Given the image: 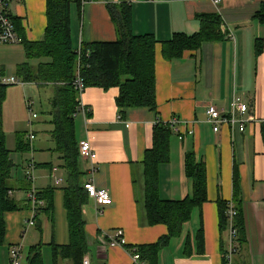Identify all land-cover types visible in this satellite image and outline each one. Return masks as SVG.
Listing matches in <instances>:
<instances>
[{
	"label": "crops",
	"instance_id": "obj_1",
	"mask_svg": "<svg viewBox=\"0 0 264 264\" xmlns=\"http://www.w3.org/2000/svg\"><path fill=\"white\" fill-rule=\"evenodd\" d=\"M112 2L131 5L135 36L152 35L159 42L155 65L157 111L119 109L117 88L107 91L88 88L81 96V103L90 110V115L85 119L77 113L75 117L77 142L79 145L89 134L94 137L93 148L98 155L94 181L98 188L106 189L112 199L111 206L101 215L96 212L92 200L83 208L90 264H132L130 255L134 247L156 244L169 235L166 225H149L144 160L153 146L154 128L158 124L170 126L174 119L179 123L177 128L170 126L173 136L169 161L159 168L160 197L182 201L191 195L192 184L185 173V158L187 153H194L206 167L208 201L194 209L190 220L182 225L181 234L161 249L157 264H224L230 232L228 227L224 232L220 228V201L227 207L233 204L240 215L242 225L237 229L234 263L264 264V125L260 122L264 119V47L260 57L256 56L257 42L264 41V23L257 17L264 0H222L218 5L211 0ZM11 8L13 18L20 23L23 39L31 43L43 41L47 28L46 0H27L21 5L15 2ZM201 16H219L225 38L204 43L197 51H186L181 58L165 59L162 42L170 41L175 34L192 36L198 33ZM70 18L72 44L77 51L85 43L118 39L116 26L104 2L72 4ZM22 43L0 45V77L18 78V67L27 62ZM30 64L37 67L39 61H30ZM38 90L47 96L49 112L53 89ZM23 92L20 86L8 87L3 105L4 132L14 134L15 139L14 143H9L6 137L14 164L12 197L25 208L5 216L7 229L5 243L0 248V264H9L10 248L23 242L31 211L28 192L24 191L27 181L20 177L27 160L14 151L15 135L19 134L16 126L24 128L28 124ZM238 100L249 106L248 116L256 121L247 124L244 133L233 132L229 125H223L215 134L213 126L206 122L208 107L214 106L229 115ZM235 116L240 117V113L236 111ZM35 124H51V118L49 115L46 121L38 118ZM39 154L40 167L51 165L52 170L38 171L35 188L37 191L54 189V212L51 217L38 216L42 234L36 227L27 233L34 231L35 240L51 249V244L67 246L70 235L64 206L65 173L57 155L48 156L43 152L39 157ZM79 159L86 181L89 164L80 155ZM53 175L64 181L61 186H56ZM235 222L237 224L238 220ZM201 229L203 242L198 239ZM115 230L124 231L128 246L103 249L98 236L112 235Z\"/></svg>",
	"mask_w": 264,
	"mask_h": 264
},
{
	"label": "trees",
	"instance_id": "obj_2",
	"mask_svg": "<svg viewBox=\"0 0 264 264\" xmlns=\"http://www.w3.org/2000/svg\"><path fill=\"white\" fill-rule=\"evenodd\" d=\"M83 2H104L118 32L114 42L85 43L79 51L75 50L71 37L70 8L72 4L82 6ZM47 28L43 41L31 43L23 39L20 23H14L25 49L27 62L17 69L18 78L26 84H35L40 90L53 89L49 100L53 131L51 139L54 152L65 173L64 206L68 214L70 242L67 246L51 244L54 264L69 261L82 264L89 253L86 222L83 208L90 198L84 189L85 172L79 159L78 142L75 132V115L80 104V96L74 89L77 75L83 80L85 89L99 88L104 91L119 89L116 105L119 109L148 108L157 111L156 84V46L159 43L152 35L133 34L132 8L128 3L116 5L112 0H46ZM264 23V5L257 14ZM201 29L188 36L175 34L170 41L162 42V54L167 60L181 58L186 51H197L202 44L218 42L225 38L221 30L219 16H201ZM256 47L257 58L263 52L264 41L259 40ZM30 61H39L32 67ZM7 86H0V247L5 243L8 213L17 212L22 207L12 197L15 185L12 183L14 164L11 151L7 148L3 125V105ZM173 131L169 125L158 124L153 131V146L145 154V208L150 226L166 225L169 235L156 244L139 247L142 259L147 264H157L158 255L172 238L181 234L182 225L189 221L192 212L208 201L207 174L204 162L194 153H187L185 173L192 184V193L182 201L163 200L159 194V168L169 161L170 140ZM25 134H17L16 149L29 151ZM52 170L51 165L43 166ZM27 182L24 191H30ZM38 199L44 201L39 215L51 217L54 212V189L38 191ZM220 228L228 227L227 205L220 201ZM38 215V216H39ZM240 215H237L236 229H241ZM36 227L41 231L38 218ZM198 239L203 242V229ZM28 264H44L42 244L34 246L28 254ZM224 264L227 262L224 260Z\"/></svg>",
	"mask_w": 264,
	"mask_h": 264
},
{
	"label": "built area",
	"instance_id": "obj_3",
	"mask_svg": "<svg viewBox=\"0 0 264 264\" xmlns=\"http://www.w3.org/2000/svg\"><path fill=\"white\" fill-rule=\"evenodd\" d=\"M27 0H0V45H19L22 43V38L19 36L14 18L11 12V7L13 3L18 5L24 4ZM132 1V0H129ZM215 5H218L222 0H211ZM88 2H83L85 5ZM27 84L21 81L17 77H0V86H20L25 89ZM74 89L80 96V104L77 113H81L85 119L89 118L90 110L81 103V96L85 92L84 82L79 75L74 82ZM25 105L28 113V124L31 127V131L26 136V141L29 145V149L33 155V148H35V142L37 140V134L34 131V122L38 120V116L34 114V102L25 96ZM240 113V117L235 116V112ZM249 106L242 100H238L234 106V111L231 114H226L219 111L214 106H209L207 110V123L213 126V131L215 134L220 132V128L223 125H229L233 132L244 133L246 126L249 123L256 121L255 118L249 117ZM77 115V114H76ZM75 115V117H76ZM88 123V120L86 121ZM264 125V119L260 121ZM179 121L174 119L170 122V126L177 128ZM94 137L92 135H87L86 139L79 143L78 152L82 160L87 161L89 164L88 176L89 179L86 180L84 184V189L87 192L90 200H92L96 206V212L98 214H103L105 208L111 206L112 199L109 192L106 189L98 188L95 184L94 177L97 173V161L98 155L93 148ZM37 164L34 159L27 160L25 166L23 167L25 180L30 184L31 189L28 191L27 200L30 205V218L26 222V228L24 234L26 235L30 229L36 227V220L39 215V210L44 208V201L38 199V191L34 187L35 184V171ZM56 172V170L54 171ZM54 178V175H53ZM56 186H61L63 180L59 178H54ZM227 218H228V229L230 232V243L229 251L225 256L227 264H235L234 256L236 254V244L235 239L238 236V231L235 227V220L238 215L237 210L233 204L227 207ZM98 240L103 246V249H108L109 247H127L128 243L125 238L123 230H115L112 235L103 233L98 236ZM132 264H146L142 259L139 252V248L134 247L131 252ZM24 258L22 243L14 245L10 248L9 260L10 264H22ZM82 264H90L89 253L84 257Z\"/></svg>",
	"mask_w": 264,
	"mask_h": 264
},
{
	"label": "rangeland",
	"instance_id": "obj_4",
	"mask_svg": "<svg viewBox=\"0 0 264 264\" xmlns=\"http://www.w3.org/2000/svg\"><path fill=\"white\" fill-rule=\"evenodd\" d=\"M23 93L25 94V96L27 98L33 100V102H34L33 111H34V114H36L38 116L39 121H46L48 119V114H47V112H48V98H47V96L41 94L36 86H33V85L31 86L30 84H27V86H25V89H24ZM36 121L34 122L33 129H34L35 132L38 133V138L36 140L37 143H35V148H33V151H34L33 155H32L30 150L27 151V152H24V153H21V152L17 151L16 147H15V150H14L15 153H17L19 155H23L24 159H26V160L34 159V161L36 162L37 168H36V171H35V184H34V187H37V182H38V179H39L38 171H40V169H43L45 171L48 170L47 168H43V167L41 168L40 167V165H39L40 162H38V158H37L38 157V153L41 154V153L45 152L46 154H48V156L50 154H54V152L51 151V148L54 147V143L52 142V139H51V132L53 131V126L51 124H37L36 125L35 124ZM15 129H16V132L19 131V133H25V137L31 131V127L29 126V124L24 126V128H22V126L20 127V126L17 125ZM23 131H26V132H23ZM5 136L8 138L9 143H14L15 142L14 134L12 135L11 133H9V134L5 133ZM15 138H16V142H17V134L15 135ZM9 143H8V145H9ZM40 154H39V157H41ZM53 158H55V157L53 156ZM20 159L21 158L19 157L18 161ZM21 169H22V167H21ZM20 177L23 178V179L25 178L23 169L20 171ZM36 228H34V229H36ZM33 232L34 231H32L29 234L27 233L28 235L26 234L24 236V240L22 242V248H23V254H24V258L22 260V264H28L27 260H28V254H29L30 249L32 247H34V246H38V245L42 244V241L41 242L40 241L37 242V240H35V238H34L35 235H34ZM25 239H26V241H25ZM35 243H38V244H35ZM42 257H43V260H44V264H53L52 249L49 248V246H44L42 244ZM9 264H10V260H9Z\"/></svg>",
	"mask_w": 264,
	"mask_h": 264
},
{
	"label": "bare ground",
	"instance_id": "obj_5",
	"mask_svg": "<svg viewBox=\"0 0 264 264\" xmlns=\"http://www.w3.org/2000/svg\"><path fill=\"white\" fill-rule=\"evenodd\" d=\"M85 84V83H84ZM86 87V86H85Z\"/></svg>",
	"mask_w": 264,
	"mask_h": 264
}]
</instances>
